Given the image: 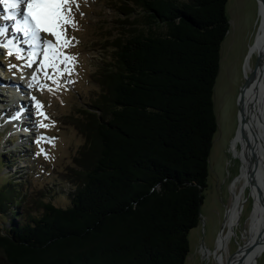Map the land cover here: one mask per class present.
I'll return each mask as SVG.
<instances>
[{
	"label": "trees",
	"instance_id": "trees-1",
	"mask_svg": "<svg viewBox=\"0 0 264 264\" xmlns=\"http://www.w3.org/2000/svg\"><path fill=\"white\" fill-rule=\"evenodd\" d=\"M227 1H119L128 32L97 74L103 93L80 110L85 146L67 201L25 209L14 154L0 153L6 264H185L217 129Z\"/></svg>",
	"mask_w": 264,
	"mask_h": 264
},
{
	"label": "rangeland",
	"instance_id": "rangeland-1",
	"mask_svg": "<svg viewBox=\"0 0 264 264\" xmlns=\"http://www.w3.org/2000/svg\"><path fill=\"white\" fill-rule=\"evenodd\" d=\"M119 1L122 0H69L73 23L66 26L64 38L70 46L60 51L72 59L58 66L59 75L51 68L47 69L48 76L53 77L56 83L46 78L42 71H37L43 60L42 53L34 58L36 62L32 67H24L29 51L26 38L12 31L11 21L0 19V28L8 29L0 35V45L12 41L13 51L17 47L22 49L24 57L18 60L15 55L9 56L5 47H0V68L7 72L5 80L0 78V153L14 154L10 156L11 164L16 162V166L12 165L11 172L21 175L26 181L23 186L26 190L25 209L35 211V201L47 197L52 203L64 204L72 191L74 179L71 170H80L77 161L82 159L85 146L84 136L75 124L84 120L80 110L86 109L103 93L95 82L97 74L102 68H109L112 62L113 41L119 34L125 33V36L128 32L127 24L120 25L126 18L116 10ZM23 14L24 5H21L20 16ZM226 14L229 30L220 48L219 71L213 93L217 129L209 156V175L200 220L189 233V253L185 264H215L216 240L223 231L226 211L231 204L229 188L240 176L242 167L240 152L244 138L241 122L246 87L241 93V117L237 99L246 78L253 76L250 77L251 72H246L244 67L250 48L256 41L260 9L257 0H228ZM3 15L4 10L0 7V16ZM39 35L42 41L56 43L55 38L47 33ZM256 57L255 53L250 59V67L255 73ZM33 74L37 77L36 82H33ZM20 77L23 84L19 83ZM9 89L11 91L6 92ZM20 97L23 101H18ZM19 114L22 117L16 118ZM20 125H25V129L18 130ZM1 169L0 162V185L5 181L1 180L4 172H10L7 167L4 171ZM255 191V186L250 184L241 192L240 215L226 248L225 263L233 255V259H238L245 250L246 237L251 236ZM0 264H6L1 252ZM254 264H264V254Z\"/></svg>",
	"mask_w": 264,
	"mask_h": 264
},
{
	"label": "bare ground",
	"instance_id": "bare-ground-1",
	"mask_svg": "<svg viewBox=\"0 0 264 264\" xmlns=\"http://www.w3.org/2000/svg\"><path fill=\"white\" fill-rule=\"evenodd\" d=\"M257 2L260 9L258 31L255 44L250 48L244 67L245 71L253 73V76L247 79L248 82L244 92V113L241 122L243 124V126L241 125V130L243 129L242 139H244L240 152L242 167L240 176L231 183L229 188L232 194L231 204L226 211L223 231H221L216 240L214 251L215 264H227L231 258L225 263L224 255L227 253L226 248L240 215L241 192L245 189L246 185L250 184H253L256 189L255 211L250 224L251 236L250 238L246 237L244 252L238 259L232 258L229 264H254V261L264 254V0H257ZM255 53L257 56H263L262 64L256 73L252 72L250 67V59ZM20 82L24 81L20 79ZM19 116L22 117L19 114L16 118ZM239 129L240 123L236 136L239 133ZM226 229L228 230L226 231Z\"/></svg>",
	"mask_w": 264,
	"mask_h": 264
},
{
	"label": "snow or ice",
	"instance_id": "snow-or-ice-1",
	"mask_svg": "<svg viewBox=\"0 0 264 264\" xmlns=\"http://www.w3.org/2000/svg\"><path fill=\"white\" fill-rule=\"evenodd\" d=\"M21 5H24V14L20 16ZM0 7L4 10V15L0 19L12 22V31L22 34L26 38L29 47L27 53V63L24 67H32L36 61L34 58L41 54L43 60L40 61L37 71H42L46 78L49 77L47 69L51 68L57 75L60 74L59 65L67 64L72 57L64 55L60 49L70 46L67 39L64 38L66 26L73 23L70 18L71 8L69 0H0ZM7 28H0V35H4ZM40 33H47L55 38L56 43L42 41ZM0 47L8 50V55H15L16 58L23 59L22 49L15 48L13 51L12 41H8ZM9 67H14L9 65ZM33 82L37 77L33 74ZM31 87V85H29ZM51 91V89H49ZM43 127V125H41Z\"/></svg>",
	"mask_w": 264,
	"mask_h": 264
},
{
	"label": "water",
	"instance_id": "water-1",
	"mask_svg": "<svg viewBox=\"0 0 264 264\" xmlns=\"http://www.w3.org/2000/svg\"><path fill=\"white\" fill-rule=\"evenodd\" d=\"M262 57H263L262 55L256 57V64H255V69H254V71H256L257 69H259L260 65L262 64V61H263ZM252 74H253V73H250V77L252 76ZM247 82H248V80H247V78H246V82H245L244 86L241 88L240 93H239V97H238V99H237V105H238V110H239V111H240V108H241V107H240L241 93H242V91H243V88L246 87ZM233 256H234V255H233ZM233 256H231V258L229 259V261H228L227 264L230 263V260H232V257H233Z\"/></svg>",
	"mask_w": 264,
	"mask_h": 264
}]
</instances>
